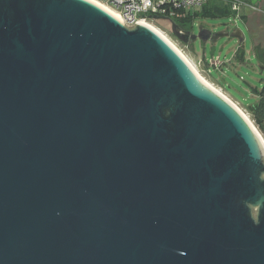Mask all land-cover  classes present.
Segmentation results:
<instances>
[{"label": "water", "instance_id": "water-1", "mask_svg": "<svg viewBox=\"0 0 264 264\" xmlns=\"http://www.w3.org/2000/svg\"><path fill=\"white\" fill-rule=\"evenodd\" d=\"M250 122L144 22L0 0V264H264Z\"/></svg>", "mask_w": 264, "mask_h": 264}, {"label": "rangeland", "instance_id": "rangeland-1", "mask_svg": "<svg viewBox=\"0 0 264 264\" xmlns=\"http://www.w3.org/2000/svg\"><path fill=\"white\" fill-rule=\"evenodd\" d=\"M175 19L182 26L187 27L189 24L188 28L193 32L203 27L215 33L224 28L220 26L222 22H228L225 27L232 31L236 29L243 32L245 36L243 42L238 36L221 37L216 42H203L197 39L185 44L170 35L168 20L158 19L151 22L192 63L204 79L227 96L250 119L248 106L257 102L256 89L259 90L264 83V50L254 55L256 52L252 51L250 37L242 19L238 16L215 18L199 16L190 23ZM241 44L245 48V53L243 57L237 58L236 51Z\"/></svg>", "mask_w": 264, "mask_h": 264}, {"label": "built area", "instance_id": "built-area-1", "mask_svg": "<svg viewBox=\"0 0 264 264\" xmlns=\"http://www.w3.org/2000/svg\"><path fill=\"white\" fill-rule=\"evenodd\" d=\"M114 11L126 26L135 21L152 22L149 15L168 16L185 14L195 8L201 7L211 0H97ZM230 4L233 11H237L242 0H218ZM259 131V130H258ZM260 138L264 143V134L259 131Z\"/></svg>", "mask_w": 264, "mask_h": 264}, {"label": "trees", "instance_id": "trees-1", "mask_svg": "<svg viewBox=\"0 0 264 264\" xmlns=\"http://www.w3.org/2000/svg\"><path fill=\"white\" fill-rule=\"evenodd\" d=\"M242 1H246V0H242ZM207 4H210V5L207 6ZM207 9H208V12H207ZM235 15H236V11H233L231 9L230 4L219 2V1L216 2L215 0H212L206 3L205 5H203V7L198 11H194V12L188 11L185 14L176 15L172 19L176 22L175 18H179L180 20H186L188 21V23H190L191 21H194V19L199 16L215 18V17H225V16L230 17V16H235ZM180 26L183 29L190 30L188 28L189 24L187 27L186 25H183V26L180 25ZM259 51H262V49L255 48L256 55ZM243 55H244V51L242 47H239L236 51V57L241 58L243 57ZM256 94L258 96V100L256 103L252 104L251 106H248V111L250 113V117H251L250 119L252 120L256 128L261 133L264 134V83L262 84L259 90L256 89Z\"/></svg>", "mask_w": 264, "mask_h": 264}, {"label": "crops", "instance_id": "crops-1", "mask_svg": "<svg viewBox=\"0 0 264 264\" xmlns=\"http://www.w3.org/2000/svg\"><path fill=\"white\" fill-rule=\"evenodd\" d=\"M215 1L217 2L218 0ZM209 5L210 4H207V6ZM202 7L203 6L195 8L189 12L198 11ZM236 16L240 17L245 25L246 31L250 37L253 53L255 52V48L264 50V0L244 1V4L240 5L239 9L236 11L235 17ZM236 33L240 36L242 42L245 41V36L243 35L242 31L240 32L236 30ZM239 47H242L245 53L243 44H241ZM254 55L256 56V53Z\"/></svg>", "mask_w": 264, "mask_h": 264}, {"label": "bare ground", "instance_id": "bare-ground-1", "mask_svg": "<svg viewBox=\"0 0 264 264\" xmlns=\"http://www.w3.org/2000/svg\"><path fill=\"white\" fill-rule=\"evenodd\" d=\"M93 1H95V2H97V3H100L99 1H97V0H93ZM101 5H103L104 7H106V8H108L109 10H111L113 13H114V11L112 10V9H110L109 7H107V6H105L104 4H102V3H100ZM115 14V13H114ZM116 15V14H115ZM117 16V15H116ZM144 23H146V24H148V25H150L152 28H154L158 33H160L165 39H167L170 43H171V41L164 35V34H162V32H160L157 28H155L154 26H153V24L151 23V22H145V21H143ZM177 50H178V48L173 44V43H171ZM179 51V50H178ZM180 52V51H179ZM181 53V52H180ZM182 54V53H181ZM182 56L186 59V61L189 63V65L193 68V70L207 83V84H209L210 86H212L215 90H217L212 84H210L206 79H204L200 74H199V72L196 70V68H194L193 67V65H192V63H190V61L182 54ZM219 93H221L219 90H217ZM224 97H226L227 99H228V97L227 96H225L223 93H221ZM230 102H232L230 99H228ZM233 103V102H232ZM234 104V103H233ZM235 106H236V104H234ZM237 107V106H236ZM238 108V107H237ZM239 109V108H238ZM240 110V109H239ZM241 111V110H240ZM242 112V111H241ZM243 113V112H242ZM243 115L248 119V117H247V115H245L244 113H243ZM250 123H252V122H250ZM251 125H253V124H251ZM254 127V126H253ZM256 130V129H255Z\"/></svg>", "mask_w": 264, "mask_h": 264}]
</instances>
